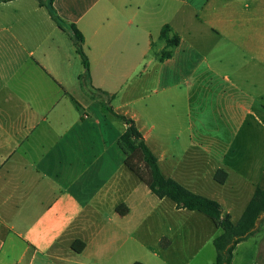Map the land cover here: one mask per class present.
I'll list each match as a JSON object with an SVG mask.
<instances>
[{
  "label": "crops",
  "instance_id": "crops-1",
  "mask_svg": "<svg viewBox=\"0 0 264 264\" xmlns=\"http://www.w3.org/2000/svg\"><path fill=\"white\" fill-rule=\"evenodd\" d=\"M54 9L84 37L91 87L113 96L162 174L238 222L264 187V0ZM165 25L180 42L160 61ZM83 71L69 30L40 0H0V264H215L221 230L128 167L127 125L101 113Z\"/></svg>",
  "mask_w": 264,
  "mask_h": 264
},
{
  "label": "trees",
  "instance_id": "trees-1",
  "mask_svg": "<svg viewBox=\"0 0 264 264\" xmlns=\"http://www.w3.org/2000/svg\"><path fill=\"white\" fill-rule=\"evenodd\" d=\"M54 1L55 0H40V3L49 11L51 17L60 27L69 30L75 50L80 56L84 68L80 76L81 81L88 85L94 94L101 96L103 110L106 111L108 115L122 120L127 125L125 131H123L119 137V145L128 156V167L139 176L159 198H168L173 201L178 208L198 211L209 217L215 223L216 227L221 230V233L214 239V246L216 249L215 264H232L236 247L257 231L259 222L264 216V187L256 189L242 217L238 222L233 223L229 216H222L221 206L218 202L194 194L174 180L166 178L159 168L157 157L147 146L135 123L125 116L115 113L111 108L110 102L113 96L110 97L106 92L91 87L90 63L84 50V37L75 25L64 27L62 20L58 17L54 9ZM160 39L164 42L165 47L159 60L164 61L172 56L173 49L179 45L180 38L173 32L169 25H165L161 30ZM216 179L219 183H224L227 179V174L223 171H219ZM263 261L264 256L261 255L259 257V262L256 264H261Z\"/></svg>",
  "mask_w": 264,
  "mask_h": 264
},
{
  "label": "rangeland",
  "instance_id": "rangeland-1",
  "mask_svg": "<svg viewBox=\"0 0 264 264\" xmlns=\"http://www.w3.org/2000/svg\"><path fill=\"white\" fill-rule=\"evenodd\" d=\"M101 102H102V100H101ZM113 104H114V102H113ZM256 108H257V111H259L260 106L256 105ZM79 110L82 113L81 108H79ZM99 110L101 111V113H103V114L107 115V117L111 118L110 115H108L107 112L103 110L102 104H101V108ZM209 123L213 124V125H217L216 122H213V121H210ZM262 123L264 124V120ZM261 135H262L261 131L256 129V141H257V143L260 141ZM257 145H259V144H257ZM252 236H256L257 238L255 237L254 239H252L248 243H245L238 248V251H237L236 255L234 256L232 264H255L256 261L252 260V262H251V259H254L255 251L257 252L259 250V252H260L262 249L264 252V216L262 217V219L259 222L257 231ZM263 254L264 253H262V255ZM255 260H256V258H255Z\"/></svg>",
  "mask_w": 264,
  "mask_h": 264
}]
</instances>
